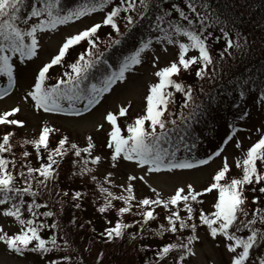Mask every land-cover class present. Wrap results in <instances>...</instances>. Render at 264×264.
I'll return each instance as SVG.
<instances>
[{
  "label": "snow or ice",
  "instance_id": "obj_1",
  "mask_svg": "<svg viewBox=\"0 0 264 264\" xmlns=\"http://www.w3.org/2000/svg\"><path fill=\"white\" fill-rule=\"evenodd\" d=\"M98 13L103 14L98 22L63 37L56 52L36 70L23 102L34 112L82 117L99 105L105 94L113 92L114 86L127 83L137 66H142L151 54L155 81L148 85L145 106L123 127L118 121L128 117L130 102L103 115L95 130L103 131L105 123L108 125L101 145L109 150L107 157L94 154L97 144L92 135L86 136V146H80L47 121L33 136H18L16 129L26 127V121L19 118L21 107L0 111V128L4 129L0 131V218L17 226L15 232L9 233L0 225V244L19 256L37 254L43 264H84L82 258L77 261L71 254L77 250L72 248L59 221L47 222L57 214L46 201L38 200L45 189L51 196L62 163L74 157L70 164L79 170L72 175L87 176L94 184L103 201L96 211L104 216L106 225L98 234L91 220L79 228L89 225L102 243L115 244L119 240L137 254L151 252L142 264H188L189 258L196 255L195 245L202 242L199 229L203 227L214 247L223 243L228 256L226 264H264V204L260 199L264 196V124L256 128L258 138L247 148L235 139L240 155L231 164L225 155L226 146L243 131L234 124L228 125L232 131L222 140V146L206 159H181L177 156L179 146L172 144V134L176 133H182L178 139L184 143L191 122L207 111L202 103H195L193 86L186 84L182 76L194 74L200 81H214L229 60L250 48L247 37L233 29L235 22L223 17L212 0H74L72 6L67 0H0V78L7 81L0 86V99L11 94L17 85L21 65L38 58L43 35ZM103 28L109 31L102 38ZM214 45L218 48L214 49ZM170 47L175 50L174 58L159 66L157 50L167 54ZM77 48L81 50L69 62L67 58ZM113 49L118 52L115 58L108 55ZM55 66L65 70L53 78L50 70ZM52 79L55 82L49 84ZM200 91L203 92L202 87ZM233 91L238 95L231 106L239 109V119L250 116L242 107L246 97L264 113V82L257 87L248 80L237 82ZM176 94H181L183 101L178 113L169 111L176 103ZM190 104L193 107L185 115L183 109ZM28 146L35 153L36 166L30 160L33 152L27 150ZM17 147L21 149L19 158ZM215 158H220V165L202 190L197 191L188 183L165 196L148 185L151 195L137 198L135 182L147 183L148 174L194 169ZM105 159L112 169L124 161L144 174H129L117 185L113 172L108 171L101 180L96 175L97 167L88 165L99 166ZM233 168L236 174H231ZM112 188H118L119 193ZM214 191L217 195L212 210L206 212L198 207L204 203L199 198ZM248 192L260 194L251 198L254 207L249 206ZM62 195L67 197L69 193L64 191ZM85 195L76 191L72 200L79 201ZM116 202H120L119 207ZM74 207L79 209L81 204L77 202ZM110 211L115 213V222L107 218ZM125 216H131V221H126ZM153 222L156 227L151 226ZM70 223L75 225V218ZM46 232L51 234L45 236ZM60 232L64 235H58ZM150 237H158L161 242L144 243ZM58 239L63 243H58ZM54 252L65 254L49 255ZM104 255L99 251L93 264H104Z\"/></svg>",
  "mask_w": 264,
  "mask_h": 264
},
{
  "label": "rangeland",
  "instance_id": "obj_2",
  "mask_svg": "<svg viewBox=\"0 0 264 264\" xmlns=\"http://www.w3.org/2000/svg\"><path fill=\"white\" fill-rule=\"evenodd\" d=\"M102 13L93 14L91 17L84 18L79 22L71 23L69 25L60 26L58 31L45 34L41 37V49L39 51L38 58H33V60L25 65H21L18 72V83L14 87L11 94L5 96L3 99H0V111L10 109L14 106H20L22 112L19 114L20 119L26 121V127L23 129H16L19 135H26L28 137L33 136L38 133L40 125L43 121H47L50 126L59 127L64 134H67L71 137L73 141H76L80 146H86L85 138L88 135H92L97 144V148L94 150V154H104L107 157L109 150L107 148H102L101 145L106 140V132L109 130L108 125L105 123V128L103 131L97 132L95 126L102 121L103 115L106 111H115L119 106L131 103V108L126 119L128 122H131L132 118L138 114H141L144 106L145 100L144 97L147 94L148 85L155 81L152 73L156 70L152 67L151 54L146 58L144 64L139 66L135 73L131 74L128 77V81L125 84H120L119 86H114V91L111 93L105 94L102 98L101 103L97 105L90 112H85L82 117H64L57 114H47L41 112H34L29 104L23 102V96L26 91L30 89L33 84L34 76L36 70L42 63L46 62L51 55H53L63 37L70 33L76 32L78 29H82L85 25H89L93 22H98L102 18ZM109 31L108 28H104ZM102 38L105 34L100 33ZM103 46V45H101ZM81 49L77 48L76 51L72 53L67 59L69 62L77 55ZM175 50L169 48L167 54L159 52L157 50V55L160 56L159 66H163L169 60L174 58ZM194 54V53H193ZM60 69H64L61 66H56L50 70V75L55 78L58 75ZM65 70V69H64ZM53 82L54 79H52ZM196 86L199 85L197 80L190 79ZM6 78H0V86L6 85ZM176 103L169 108V111H180L179 105L182 104L181 95H175ZM249 113L251 115L243 120H240L241 124L246 125L250 128V131L246 133H240L239 137H235L232 142L226 146L225 155L229 156L230 164L232 160L240 155V150L236 149L234 146L235 139H239L242 142V147L246 148L251 143L255 142L258 137V134H253V130L257 126H260L262 122V117L259 111V106L253 107L252 101L249 102ZM190 108L183 109L185 115L188 114ZM175 118V117H173ZM122 126V124L120 123ZM0 131H4L3 128H0ZM256 138V139H255ZM211 141V139H210ZM28 146V151L33 150ZM18 148L15 149L18 157L20 156ZM17 157V158H18ZM32 161L37 164L35 160V153L30 157ZM220 158H215L210 161L207 165H201L194 169H185V170H174L173 173H161V174H148L146 176L147 183L137 181L135 182V192L137 198L144 196H150L151 192L148 185L157 188L158 191L162 192L165 196L172 193L175 187L191 183L193 187L200 191L206 187L210 180L211 176L218 169L220 165ZM97 167L96 174L99 176V179H103V176L106 175L108 171L113 172V181L115 184L119 185L123 183L126 179V176L129 174L143 175L144 173L135 167L134 164L130 162L121 161L119 166L115 169L111 168V165L107 159H105ZM233 170H236L233 168ZM237 171V170H236ZM65 176H63L64 178ZM70 181V182H69ZM62 187L64 191H67L69 195H72L76 191L84 192V186L77 182L76 180H62ZM115 192L119 193L118 188H114ZM216 192L205 194L202 199L204 201L202 206L203 209L208 212L211 211V205L214 203L216 198ZM41 209L40 211H43ZM157 211H161L157 209ZM107 218L110 220H115L114 211H110L106 214ZM87 217H90L92 224H95V227L102 231L105 227L104 216L99 213H91V210L86 214ZM0 225L5 227V230L9 233L15 232L17 226L13 225L11 221H5L3 218H0ZM51 232L44 233L45 236L50 235ZM199 235L201 236L200 243L195 245L196 255L190 257L188 264H226L228 259L227 253L224 250L223 243H220L219 247H214V242L206 236L205 230L203 227L199 229ZM58 253H51L54 257H57ZM0 264H43L40 257L37 254L29 253L26 256H19L14 253L8 252L5 250L3 244H0Z\"/></svg>",
  "mask_w": 264,
  "mask_h": 264
},
{
  "label": "trees",
  "instance_id": "obj_3",
  "mask_svg": "<svg viewBox=\"0 0 264 264\" xmlns=\"http://www.w3.org/2000/svg\"><path fill=\"white\" fill-rule=\"evenodd\" d=\"M76 2H83V0H76ZM67 3L69 6H72L74 0H67ZM212 3L215 9L223 13V17H227L229 20L235 22L233 29L239 30L242 35L247 37L250 48L242 53H237L236 59L229 60L228 65L224 67L214 81H200L195 78L194 74H184L182 76L186 84L193 86L195 103H202L205 109H207L206 112L202 111V114L191 122L184 143H180L178 139V136L182 133L172 134L173 146H182V150L187 156H197L207 152L217 137L229 129V124H237L239 109L231 106L232 100L238 95L237 92L233 91L237 82L243 83L244 80H248L252 87L260 86L264 82V39H262L264 38V0H212ZM107 32L106 29H101L102 34H106ZM213 47L214 49L218 48L217 45ZM114 54H118L116 49L108 53L109 56L115 58L116 55ZM62 71L63 69L58 73ZM190 79L197 80L199 85L196 86ZM201 87L203 88V92L200 91ZM246 100V104L242 105L244 110L249 107V102L251 101L247 97ZM192 107L193 105L190 104V110ZM17 135L23 136L19 135L18 132ZM193 144H195V147H192ZM17 148L20 154L21 149ZM30 152L34 153L33 150ZM73 158H67L62 163L59 177L53 182L55 190L51 196L48 194V189H45L44 194L38 198L41 203L46 201L49 209L57 214L52 218H48L47 222L50 223L52 220L59 221L64 232L67 233L66 238L71 243L72 248L77 250L75 253H71L77 261L82 258L84 264H93L98 252L103 251L105 254L104 264H142L144 259L152 255L151 252L137 254L126 242L119 240L115 244H104L99 240L98 235L94 237L89 225L85 224L83 229L79 228L81 223L91 220L90 217L86 216L88 211L91 210V213L94 214L98 213L96 208L103 201L96 192L94 184L90 182L87 176L72 175L73 171L79 170L78 167L73 168L70 164V159ZM88 166L93 167L91 164ZM231 174H236V170H233ZM63 176L65 177L63 178ZM64 179L76 180L81 183L84 186V191L87 190V194L85 193L86 195L79 201H73L72 195L64 197L62 195L64 192L62 180ZM53 183L49 184L50 189L53 187ZM57 191L60 192L59 196L56 195ZM112 191H114V188H112ZM246 195L249 197V206L254 207L250 204L251 198L253 195L260 196V194L258 192L255 194L248 192ZM260 199L261 203L264 204V196H260ZM77 202L81 204V208L79 209L74 207V204ZM116 204L117 207L120 206V202H116ZM61 205H63L62 210ZM45 210L47 209L43 211ZM73 218L76 220L75 225L70 223ZM124 219L131 221L132 217L125 216ZM92 225L95 226V224ZM151 226L156 227L157 225L153 222ZM64 232H60L58 235H64ZM99 232L100 230L96 228V233L98 234ZM93 239H95V242H93ZM165 239H168V237H165ZM160 242L161 240L158 237H150L144 241V243L151 245ZM58 243L62 244L63 242L58 239ZM85 249L91 250L86 251ZM59 254L64 255L65 253L59 252Z\"/></svg>",
  "mask_w": 264,
  "mask_h": 264
}]
</instances>
